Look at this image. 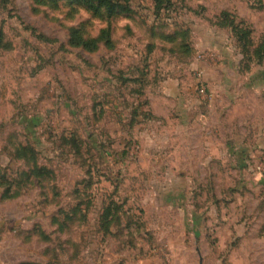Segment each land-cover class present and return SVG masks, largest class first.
Instances as JSON below:
<instances>
[{
  "label": "rangeland",
  "instance_id": "obj_1",
  "mask_svg": "<svg viewBox=\"0 0 264 264\" xmlns=\"http://www.w3.org/2000/svg\"><path fill=\"white\" fill-rule=\"evenodd\" d=\"M129 8L0 0V264H264V0Z\"/></svg>",
  "mask_w": 264,
  "mask_h": 264
},
{
  "label": "trees",
  "instance_id": "obj_2",
  "mask_svg": "<svg viewBox=\"0 0 264 264\" xmlns=\"http://www.w3.org/2000/svg\"><path fill=\"white\" fill-rule=\"evenodd\" d=\"M41 1H43V0H41ZM77 1L84 3L87 6V8L90 10H94L96 12H100L101 10H104L108 14L109 17H112L118 11H129L130 10L129 2L131 0H77ZM154 1H155L157 9H161L165 5H169L171 3V0H154ZM242 31H244V30H242ZM102 38H103L102 36L88 38V37H85L81 33V30L79 28L75 27L72 29V43L75 45L82 46L83 48H85L88 51L98 50L99 45L102 41ZM240 40H243L245 42V46H247L250 43V31H244V33L240 37ZM254 52L257 55H259L261 58L262 54H264V43H261L254 50ZM140 79L142 80V82H144L146 80L145 74H143V76ZM125 81H126V79H124V82ZM134 82H139L137 77L134 79ZM135 91L140 92L139 90H135ZM145 103H146V101H145ZM19 149H18V156H20V157L21 156L22 157H28V154L32 151V150H29V147H27V146H21ZM33 171L37 172L38 174H41L42 177H48L47 175L52 173L51 170H49V168L38 167L36 164H35V168ZM38 174H37V176H38ZM44 174H45V176H43ZM111 214H112L111 210L109 209L108 213L105 215V218H107ZM113 214H112V216H113Z\"/></svg>",
  "mask_w": 264,
  "mask_h": 264
},
{
  "label": "crops",
  "instance_id": "obj_3",
  "mask_svg": "<svg viewBox=\"0 0 264 264\" xmlns=\"http://www.w3.org/2000/svg\"><path fill=\"white\" fill-rule=\"evenodd\" d=\"M222 75L220 72L217 75H212L211 73H209V71H206L205 80L208 82V84L211 88L210 90L212 91V96L219 97V98L220 97H223V98L224 97H226V98L230 97V98H235V100L240 99L239 93H237V95L235 96L234 93L230 92L229 87H225V86H227L226 83H228L227 81H229V80H226L227 74H225L224 76H222ZM240 87L241 86H239V88ZM229 93H230V95H229ZM230 104H231V101H230Z\"/></svg>",
  "mask_w": 264,
  "mask_h": 264
},
{
  "label": "built area",
  "instance_id": "obj_4",
  "mask_svg": "<svg viewBox=\"0 0 264 264\" xmlns=\"http://www.w3.org/2000/svg\"><path fill=\"white\" fill-rule=\"evenodd\" d=\"M198 81H199V86H200V93L206 97V98H210L212 95L207 93V87L204 84L205 80H204V75L203 72L200 71L198 73Z\"/></svg>",
  "mask_w": 264,
  "mask_h": 264
}]
</instances>
